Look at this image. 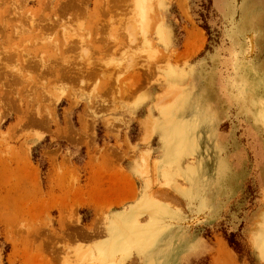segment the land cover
<instances>
[{"label":"rangeland","instance_id":"obj_1","mask_svg":"<svg viewBox=\"0 0 264 264\" xmlns=\"http://www.w3.org/2000/svg\"><path fill=\"white\" fill-rule=\"evenodd\" d=\"M145 5L0 0V264H264V0Z\"/></svg>","mask_w":264,"mask_h":264},{"label":"trees","instance_id":"obj_2","mask_svg":"<svg viewBox=\"0 0 264 264\" xmlns=\"http://www.w3.org/2000/svg\"><path fill=\"white\" fill-rule=\"evenodd\" d=\"M229 243L231 244V246L237 248L238 247V243L235 241V234L231 233L229 237H227Z\"/></svg>","mask_w":264,"mask_h":264},{"label":"bare ground","instance_id":"obj_3","mask_svg":"<svg viewBox=\"0 0 264 264\" xmlns=\"http://www.w3.org/2000/svg\"><path fill=\"white\" fill-rule=\"evenodd\" d=\"M137 4H138V6H140L141 5V8L140 9H145V11L147 12V10H146V8L148 7L147 5H145V0H137ZM145 5V8H142L144 5ZM143 5V6H142ZM135 6V5H134ZM143 10H141V14H142V11ZM144 13V12H143ZM16 29V28H15Z\"/></svg>","mask_w":264,"mask_h":264}]
</instances>
